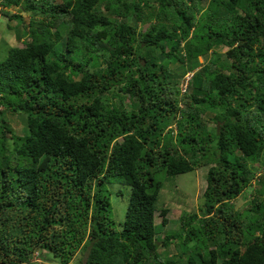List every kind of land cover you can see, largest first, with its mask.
Instances as JSON below:
<instances>
[{"label":"trees","instance_id":"obj_1","mask_svg":"<svg viewBox=\"0 0 264 264\" xmlns=\"http://www.w3.org/2000/svg\"><path fill=\"white\" fill-rule=\"evenodd\" d=\"M13 7L30 17L0 60V264H264V0H0V16L21 21ZM171 61L199 67L185 90ZM204 166L199 212L163 233L164 175Z\"/></svg>","mask_w":264,"mask_h":264},{"label":"rangeland","instance_id":"obj_2","mask_svg":"<svg viewBox=\"0 0 264 264\" xmlns=\"http://www.w3.org/2000/svg\"><path fill=\"white\" fill-rule=\"evenodd\" d=\"M59 1V0H57ZM11 13L20 14L21 12L18 8H10ZM29 13L22 12L21 13V21L16 18H9L7 16H0V60H3L5 55L7 54V49L11 46H24V36L20 35L21 27H23L22 22L25 25L28 24ZM147 26L142 25L140 28L145 29ZM219 53H222L221 56L224 58V49H222ZM200 63H205L208 60V55L200 56ZM170 63V62H169ZM172 68H176L178 72H185L182 80H181V88L185 87V82L187 81V77H190L194 71H196L199 67L195 68V70L189 71L186 68V65L182 67L177 62L170 63ZM0 108H2L0 106ZM7 122L10 124L12 129L16 133H22L23 129V119L19 114H7L6 116ZM211 125V123L209 122ZM208 166H204L195 171L186 172L183 174H178L173 177H163V186L161 188L157 205L161 206L162 204H166L169 208V211L166 214V218L168 222L163 226L164 232H174L177 230L179 224L181 223V219L184 215H190L194 212H199V206L202 205V193L206 186V174H207ZM259 174H257L258 176ZM259 177V176H258ZM107 187L110 192V200L112 205V216L117 226L119 223L123 221L125 216V211L127 208V204L130 196V186L121 182V181H113L107 184ZM255 196L254 186L247 188L242 194H240L234 201L235 206L237 208H243L247 205V203ZM162 220L161 215L158 211L155 212V222L160 223ZM163 233L161 235L163 236ZM166 247L160 246V249L165 250ZM167 249V248H166ZM169 252H176L174 243H171L167 249ZM86 256V250H81L75 257L74 261H71L69 264H74L78 262L79 264H84ZM185 258V256H184ZM36 261V264H59L55 261L50 262H42L39 257H35L33 259ZM185 262V259H183ZM184 262H182L184 264ZM181 264V263H180Z\"/></svg>","mask_w":264,"mask_h":264},{"label":"built area","instance_id":"obj_3","mask_svg":"<svg viewBox=\"0 0 264 264\" xmlns=\"http://www.w3.org/2000/svg\"><path fill=\"white\" fill-rule=\"evenodd\" d=\"M189 78H190V77H187V81L185 82V87H184V88H181L182 90H185V89H186Z\"/></svg>","mask_w":264,"mask_h":264},{"label":"clouds","instance_id":"obj_4","mask_svg":"<svg viewBox=\"0 0 264 264\" xmlns=\"http://www.w3.org/2000/svg\"><path fill=\"white\" fill-rule=\"evenodd\" d=\"M189 81V80H188Z\"/></svg>","mask_w":264,"mask_h":264}]
</instances>
